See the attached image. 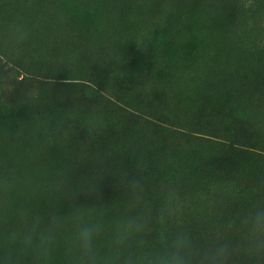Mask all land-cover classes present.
<instances>
[{"label": "rangeland", "instance_id": "obj_1", "mask_svg": "<svg viewBox=\"0 0 264 264\" xmlns=\"http://www.w3.org/2000/svg\"><path fill=\"white\" fill-rule=\"evenodd\" d=\"M13 22L29 32L19 49L5 44ZM0 60V171L15 169V208L66 215L94 187L102 152L78 123L69 139L41 142L65 112L93 109L123 128L107 138L168 152L159 179L170 182L167 165L195 172L174 188L171 230L206 242L264 203V0H0ZM115 183L105 176L99 196L76 204L118 215Z\"/></svg>", "mask_w": 264, "mask_h": 264}, {"label": "clouds", "instance_id": "obj_2", "mask_svg": "<svg viewBox=\"0 0 264 264\" xmlns=\"http://www.w3.org/2000/svg\"><path fill=\"white\" fill-rule=\"evenodd\" d=\"M28 36L23 24L13 22L6 29L5 44L22 48ZM74 123L86 131L88 141L99 142L102 152L91 178L87 177L94 187L79 193L99 196L101 181L111 175L122 190V211L109 218V205H77L79 193L69 201L71 210L66 215L59 211L42 216L27 207L15 208L16 172L5 167L0 171V224L4 225L0 228V264H54L59 248L64 264H264V203L238 218L220 221L219 230L206 242L186 228L173 231L169 223L175 217V189L159 179L168 152L161 149L153 154L123 135L102 149L101 140L108 130L122 133L123 128L95 109L65 112L56 128L45 129L42 144L50 147L69 139ZM3 135L8 139L6 131ZM125 158L130 163L119 168ZM56 186L62 190L63 180ZM10 218L15 221L12 227H8Z\"/></svg>", "mask_w": 264, "mask_h": 264}, {"label": "trees", "instance_id": "obj_3", "mask_svg": "<svg viewBox=\"0 0 264 264\" xmlns=\"http://www.w3.org/2000/svg\"><path fill=\"white\" fill-rule=\"evenodd\" d=\"M5 68V66L2 64V61L0 60V72H1V76H0V84L2 83V74H5V72H3V69ZM39 84H42L43 82L42 81H40V82H38ZM50 84H44V86H49ZM7 104V103H6ZM4 115L6 116V115H8V113H9V111H10V107H6V106H4ZM82 132L83 133H85V134H87L86 133V131H83L82 130ZM106 136H107V134H106ZM105 136V138H103L102 140H101V146L105 149V150H107L108 149V147H109V145H110V142H111V140L112 139H110V138H107ZM115 140H119V138H116ZM97 145H99V142H97ZM250 155H252L253 156V154H251V153H249ZM169 160V159H168ZM167 160V161H168ZM123 163L124 164H129L130 163V160H129V158H125L124 159V161H123ZM181 166V168L179 167V169H182V170H179L178 171V169H175L174 168V166H171V168H168V165H167V170L166 169H164V171H163V174H164V176H166L167 177V180L168 181H170V183L173 185V186H175L174 188H177L178 187V185L179 184H181V181L184 179V178H187V177H189V176H192V174H195V172L193 171V170H190L189 168L187 169V170H184L183 171V165H180ZM184 166H187L186 164L184 165ZM185 172V173H184ZM189 173H191V174H189ZM183 174H185V175H183ZM112 182L114 183L115 181H113L112 180ZM116 184V183H115Z\"/></svg>", "mask_w": 264, "mask_h": 264}]
</instances>
